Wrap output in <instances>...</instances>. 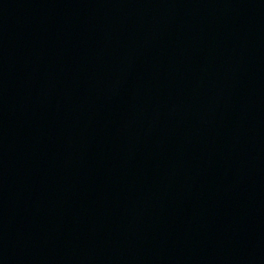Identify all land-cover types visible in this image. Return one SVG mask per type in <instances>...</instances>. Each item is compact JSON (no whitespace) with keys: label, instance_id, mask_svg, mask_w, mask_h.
<instances>
[{"label":"water","instance_id":"1","mask_svg":"<svg viewBox=\"0 0 264 264\" xmlns=\"http://www.w3.org/2000/svg\"><path fill=\"white\" fill-rule=\"evenodd\" d=\"M0 264H264V0H0Z\"/></svg>","mask_w":264,"mask_h":264}]
</instances>
